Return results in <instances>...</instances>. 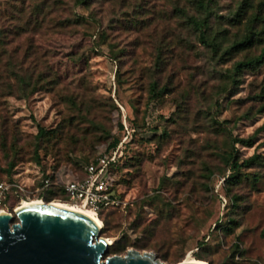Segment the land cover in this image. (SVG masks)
Wrapping results in <instances>:
<instances>
[{"label": "rangeland", "instance_id": "374dc122", "mask_svg": "<svg viewBox=\"0 0 264 264\" xmlns=\"http://www.w3.org/2000/svg\"><path fill=\"white\" fill-rule=\"evenodd\" d=\"M263 51L264 0H0V182L118 140L109 256L264 264Z\"/></svg>", "mask_w": 264, "mask_h": 264}, {"label": "water", "instance_id": "95a60500", "mask_svg": "<svg viewBox=\"0 0 264 264\" xmlns=\"http://www.w3.org/2000/svg\"><path fill=\"white\" fill-rule=\"evenodd\" d=\"M102 229L86 214L51 202L20 206L0 213V264H167L136 249L109 256Z\"/></svg>", "mask_w": 264, "mask_h": 264}, {"label": "built area", "instance_id": "2783aa9c", "mask_svg": "<svg viewBox=\"0 0 264 264\" xmlns=\"http://www.w3.org/2000/svg\"><path fill=\"white\" fill-rule=\"evenodd\" d=\"M120 147L106 152L91 160L83 167V177L72 172L44 174L38 165H35V174L26 183L22 180L0 182V213L6 209L4 203L15 200H45L42 193L51 186H58L67 195V203L85 205L98 217L102 210L109 208L125 207L127 202L123 200L113 185L111 168L116 164ZM60 200V199H59Z\"/></svg>", "mask_w": 264, "mask_h": 264}, {"label": "trees", "instance_id": "16d2710c", "mask_svg": "<svg viewBox=\"0 0 264 264\" xmlns=\"http://www.w3.org/2000/svg\"><path fill=\"white\" fill-rule=\"evenodd\" d=\"M81 2H84L85 0H80ZM201 7H205L203 4H201ZM194 23L196 24L198 30H201L202 27L200 25V22L196 19L193 20ZM80 21L77 20V22L75 23H79ZM201 36H202V39L204 40V42H208L207 40V35L204 31L201 32ZM264 60V51L262 52V54L254 59V60H247V61H241L239 62L237 65H236V70L238 72H243L245 69H248L250 67H252L255 63H259L261 61ZM233 82H236L237 79L236 78H233L232 79ZM21 83L23 86H25V88L27 86L30 85V82H26V78H22L21 79ZM39 135L40 137H44V136H48V133L43 129L41 128L40 129V132H39ZM53 139H55L54 137H52L49 142L50 144L53 142ZM241 143H243L245 146H250L251 145V142L250 141H246V140H240ZM57 145V144H56ZM118 145V140H116L111 146H110V151L111 152L112 150H114ZM58 153H62V150L59 148V152ZM233 158V155H229V160ZM258 158V156H253L247 160L244 161V166H250L253 164V162ZM36 164L40 167V169L43 171L44 174H48V173H55L57 171H59V169L61 168L62 164L61 163H58L56 162V159H54V164H48L45 162V158L43 156H41V154L37 153L36 154ZM65 166L67 164L63 163ZM11 169L16 167V164L15 163H11ZM234 167L236 168H240V164H238L237 162H234ZM72 173L74 175H79L80 177H83L84 174H83V171L82 173H77L75 172L74 170H72ZM111 175H112V178H113V185L115 187V184H116V175H115V172H114V166L111 168ZM232 180H236V176H233L231 178ZM42 197H44L45 201L47 202H50L54 199H60L61 201L63 202H66L68 200L67 198V195L61 190V188H59L58 186H51L50 188L46 189L43 193H42ZM16 201H19L18 198L15 199ZM8 203V200L4 203V205H6ZM120 207H117V208H109V209H106V210H102L100 212V218L102 217L103 214H105L106 212H112V211H115V210H118ZM109 225L108 222H106V226ZM118 243L119 242H115L113 243L110 247H109V251H112L113 253H117V252H120V248H118Z\"/></svg>", "mask_w": 264, "mask_h": 264}, {"label": "bare ground", "instance_id": "6f19581e", "mask_svg": "<svg viewBox=\"0 0 264 264\" xmlns=\"http://www.w3.org/2000/svg\"><path fill=\"white\" fill-rule=\"evenodd\" d=\"M34 202L42 203L44 201H41V200H24L23 203L21 204V206H25V205H28V204L34 203ZM51 203L55 204V205H58V206H61V207H64V208L80 211V212L86 214L87 216L93 218L96 222H98V224L100 226L103 227V222H102L101 218L98 217L92 210L87 208L85 205H74V204H70V203H67V202H63L61 200H53V201H51ZM1 213H8V212H6L5 210H2ZM108 241H109V243L111 245L114 243V241L111 240V239H108ZM185 262L207 263L204 260H201V259H198V258L194 257L192 254H190L185 259V261L183 263H185Z\"/></svg>", "mask_w": 264, "mask_h": 264}]
</instances>
